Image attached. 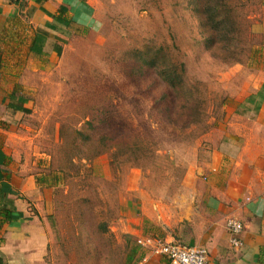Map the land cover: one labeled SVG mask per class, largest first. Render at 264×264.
<instances>
[{
  "label": "rangeland",
  "instance_id": "374dc122",
  "mask_svg": "<svg viewBox=\"0 0 264 264\" xmlns=\"http://www.w3.org/2000/svg\"><path fill=\"white\" fill-rule=\"evenodd\" d=\"M237 8L233 0H98L96 29L31 76L22 130L55 187V232L64 237L49 262L123 264L118 228L131 205L170 214L191 204L203 134L253 42Z\"/></svg>",
  "mask_w": 264,
  "mask_h": 264
},
{
  "label": "crops",
  "instance_id": "0c3cea01",
  "mask_svg": "<svg viewBox=\"0 0 264 264\" xmlns=\"http://www.w3.org/2000/svg\"><path fill=\"white\" fill-rule=\"evenodd\" d=\"M97 1L0 0V264H54L49 257L62 250L55 187L22 130L31 110L27 82L50 71L79 33L96 29ZM233 1L236 23L253 42L203 134L205 156L193 171L200 189L170 214L131 205L118 228L128 244L123 264L143 256L140 264H169L135 243L147 235L203 247L208 264H264V0ZM228 219L242 225L240 246L228 241Z\"/></svg>",
  "mask_w": 264,
  "mask_h": 264
},
{
  "label": "built area",
  "instance_id": "2783aa9c",
  "mask_svg": "<svg viewBox=\"0 0 264 264\" xmlns=\"http://www.w3.org/2000/svg\"><path fill=\"white\" fill-rule=\"evenodd\" d=\"M18 2L19 0H10ZM228 232V241L232 246H240L238 237L242 225L239 221L228 219L225 223ZM135 243L147 250V252L166 258L169 264H208L207 253L203 247L183 244L174 240H164L156 236H139ZM145 260L141 257L138 263Z\"/></svg>",
  "mask_w": 264,
  "mask_h": 264
},
{
  "label": "trees",
  "instance_id": "16d2710c",
  "mask_svg": "<svg viewBox=\"0 0 264 264\" xmlns=\"http://www.w3.org/2000/svg\"><path fill=\"white\" fill-rule=\"evenodd\" d=\"M4 216H5V218H9V217H10V216H8V213H5V215H4ZM7 216H8V217H7Z\"/></svg>",
  "mask_w": 264,
  "mask_h": 264
}]
</instances>
